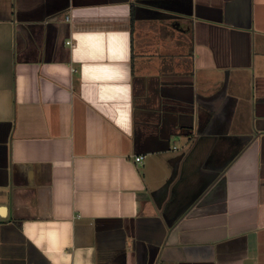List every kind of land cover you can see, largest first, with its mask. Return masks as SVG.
Returning <instances> with one entry per match:
<instances>
[{"label": "crops", "instance_id": "crops-1", "mask_svg": "<svg viewBox=\"0 0 264 264\" xmlns=\"http://www.w3.org/2000/svg\"><path fill=\"white\" fill-rule=\"evenodd\" d=\"M0 264H264V0H0Z\"/></svg>", "mask_w": 264, "mask_h": 264}, {"label": "built area", "instance_id": "built-area-1", "mask_svg": "<svg viewBox=\"0 0 264 264\" xmlns=\"http://www.w3.org/2000/svg\"><path fill=\"white\" fill-rule=\"evenodd\" d=\"M69 43L72 44L71 41H69ZM135 159H136L137 162H140V161H142L144 159V156L143 155L142 156H137Z\"/></svg>", "mask_w": 264, "mask_h": 264}]
</instances>
